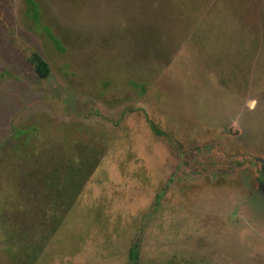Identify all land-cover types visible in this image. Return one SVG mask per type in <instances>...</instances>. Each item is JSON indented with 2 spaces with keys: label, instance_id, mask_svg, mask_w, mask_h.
Instances as JSON below:
<instances>
[{
  "label": "rangeland",
  "instance_id": "1",
  "mask_svg": "<svg viewBox=\"0 0 264 264\" xmlns=\"http://www.w3.org/2000/svg\"><path fill=\"white\" fill-rule=\"evenodd\" d=\"M0 264H264V0H0Z\"/></svg>",
  "mask_w": 264,
  "mask_h": 264
},
{
  "label": "trees",
  "instance_id": "2",
  "mask_svg": "<svg viewBox=\"0 0 264 264\" xmlns=\"http://www.w3.org/2000/svg\"><path fill=\"white\" fill-rule=\"evenodd\" d=\"M31 57H32V62L35 66V70L37 74L41 77H45L49 69L48 64L36 54H33ZM129 255L133 261L136 260L137 253H136L134 246L131 247Z\"/></svg>",
  "mask_w": 264,
  "mask_h": 264
}]
</instances>
